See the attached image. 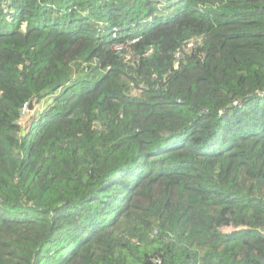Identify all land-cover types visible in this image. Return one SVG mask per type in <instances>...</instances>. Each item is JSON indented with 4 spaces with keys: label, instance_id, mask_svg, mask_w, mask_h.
Returning <instances> with one entry per match:
<instances>
[{
    "label": "trees",
    "instance_id": "16d2710c",
    "mask_svg": "<svg viewBox=\"0 0 264 264\" xmlns=\"http://www.w3.org/2000/svg\"><path fill=\"white\" fill-rule=\"evenodd\" d=\"M0 264H264V0H0Z\"/></svg>",
    "mask_w": 264,
    "mask_h": 264
},
{
    "label": "rangeland",
    "instance_id": "374dc122",
    "mask_svg": "<svg viewBox=\"0 0 264 264\" xmlns=\"http://www.w3.org/2000/svg\"><path fill=\"white\" fill-rule=\"evenodd\" d=\"M43 105L44 104H42V105H35L34 110H32V112L31 111L27 112V115L25 117L24 126H23L26 131H28V129L30 128V126L32 124V118L34 116L38 115L42 111ZM224 232L231 233L232 230L231 229H225Z\"/></svg>",
    "mask_w": 264,
    "mask_h": 264
},
{
    "label": "clouds",
    "instance_id": "9594fccd",
    "mask_svg": "<svg viewBox=\"0 0 264 264\" xmlns=\"http://www.w3.org/2000/svg\"><path fill=\"white\" fill-rule=\"evenodd\" d=\"M31 104V103H30ZM30 104H29V106L27 105V106H25V108H24V110L25 111H27V112H29V111H31L32 110V108H31V106H30ZM34 105V104H33ZM232 230V229H231ZM233 231V230H232Z\"/></svg>",
    "mask_w": 264,
    "mask_h": 264
},
{
    "label": "water",
    "instance_id": "95a60500",
    "mask_svg": "<svg viewBox=\"0 0 264 264\" xmlns=\"http://www.w3.org/2000/svg\"><path fill=\"white\" fill-rule=\"evenodd\" d=\"M30 106H31V108L33 107V102H31Z\"/></svg>",
    "mask_w": 264,
    "mask_h": 264
}]
</instances>
